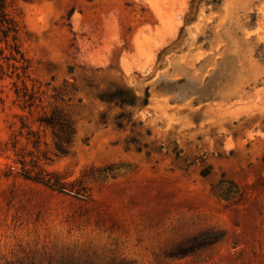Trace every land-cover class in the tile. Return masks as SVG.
Instances as JSON below:
<instances>
[{
	"label": "rangeland",
	"instance_id": "rangeland-1",
	"mask_svg": "<svg viewBox=\"0 0 264 264\" xmlns=\"http://www.w3.org/2000/svg\"><path fill=\"white\" fill-rule=\"evenodd\" d=\"M6 5L0 264H264V0ZM119 87L137 104L102 100Z\"/></svg>",
	"mask_w": 264,
	"mask_h": 264
},
{
	"label": "trees",
	"instance_id": "trees-1",
	"mask_svg": "<svg viewBox=\"0 0 264 264\" xmlns=\"http://www.w3.org/2000/svg\"><path fill=\"white\" fill-rule=\"evenodd\" d=\"M19 27L16 21L8 14L6 0H0V35L8 41L11 38L14 42L18 39ZM16 52H21L19 48H15ZM21 54V59L24 58L23 53ZM22 69H27V65H22ZM102 100L106 102H115L121 106L137 104V96L127 88H116L115 90L101 96ZM30 100V99H29ZM148 98L144 99V104L147 103ZM32 105V102L29 103ZM39 124L45 128L51 129L54 148L56 153L61 155H66L70 152L72 144L75 140L77 133L75 119L70 113L59 109L58 107L52 108L49 112L45 111L40 115ZM46 156V155H45ZM48 158L47 156L45 157ZM17 163L22 164L23 174L27 177H33L39 179L50 186H58L60 188H65L63 184L54 181L51 178L45 179L32 174V171L26 168L27 163L23 159H18ZM34 165H39V161H35ZM191 249H185L183 253Z\"/></svg>",
	"mask_w": 264,
	"mask_h": 264
}]
</instances>
